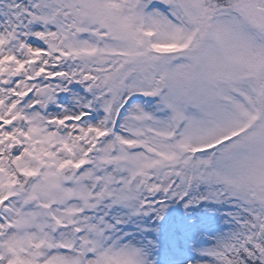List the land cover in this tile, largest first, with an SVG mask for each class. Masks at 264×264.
<instances>
[{
	"label": "snow or ice",
	"instance_id": "1",
	"mask_svg": "<svg viewBox=\"0 0 264 264\" xmlns=\"http://www.w3.org/2000/svg\"><path fill=\"white\" fill-rule=\"evenodd\" d=\"M0 264H264V0H0Z\"/></svg>",
	"mask_w": 264,
	"mask_h": 264
}]
</instances>
